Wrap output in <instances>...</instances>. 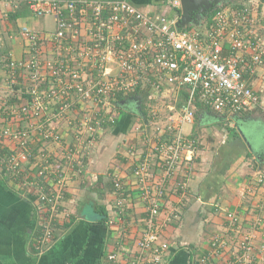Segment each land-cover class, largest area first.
I'll list each match as a JSON object with an SVG mask.
<instances>
[{
	"label": "crops",
	"instance_id": "crops-1",
	"mask_svg": "<svg viewBox=\"0 0 264 264\" xmlns=\"http://www.w3.org/2000/svg\"><path fill=\"white\" fill-rule=\"evenodd\" d=\"M131 1L146 12H164L173 19L181 16L172 7L173 0ZM26 25L46 38L57 27L53 16H34L27 0H0V105L4 102L7 109L29 99L27 78L20 80L13 97L7 96L6 82L11 63L30 58L29 41L22 35ZM50 42L45 41L44 54ZM179 95L169 88L159 100H179ZM136 101L123 100L121 110L116 108V122L99 128L95 139L87 132L77 133L74 122L83 113L80 106L68 111L59 122H52L60 144L36 131L33 149L38 151L23 162L19 174L0 163V264H112L108 254L120 252L121 247L122 261L139 251L148 210L140 199L135 169L149 156L152 172L161 176L162 158L155 130L151 122L143 123ZM195 104L194 120L184 128L190 152L182 153L159 216L160 221H168L159 241L169 242L170 247L158 264H240V242L245 235L253 244L250 264H264V180L259 181L264 176V111L254 107L240 114L220 113L199 101ZM81 108L84 110V103ZM5 120L0 117V129ZM239 123H255L259 128L253 145L260 157L238 131ZM63 145L70 149L66 153L74 155L75 169L71 159L58 156ZM4 146L8 152H22L8 139L0 145L2 151ZM49 156L51 175L41 176L37 167L46 164ZM61 161L67 175L62 204L68 216L64 223H55L53 239L41 248L36 195L41 184L53 186L50 182L57 176L52 172ZM114 175L128 188L127 212L117 209L120 192L113 184ZM228 211L240 214L238 232L228 228ZM217 235L227 240L224 247L212 245Z\"/></svg>",
	"mask_w": 264,
	"mask_h": 264
},
{
	"label": "built area",
	"instance_id": "built-area-1",
	"mask_svg": "<svg viewBox=\"0 0 264 264\" xmlns=\"http://www.w3.org/2000/svg\"><path fill=\"white\" fill-rule=\"evenodd\" d=\"M27 3L34 16H53L57 27L48 38L30 26L22 28V35L29 41L30 58L11 63L6 78L10 90L7 96H14L25 77L30 84L29 99L9 109L4 102L0 105V117L6 118L0 129V145L8 139L22 149L19 154L15 150L10 152L8 170L19 174L23 162L34 157V132L60 144L52 122H59L68 111L79 106L83 113L74 122L77 133L87 132L95 139L103 122H114L120 93L141 87L148 89L151 98H158L169 88L176 96L188 89L189 97L181 106L170 107L173 112L167 117V126L161 127L156 122L161 176L152 172L149 156L135 169L140 199L148 210L145 230L138 241L139 251L127 261L121 259L123 247L120 252L108 254L112 264L160 263L170 243L159 241L168 224L160 221L159 216L167 184L180 164L182 153L186 149L190 152L184 128L194 120L195 103L201 101L220 113L240 114L254 107L264 111V11L258 5L254 7L250 0L220 8L213 23L207 21L202 27L183 29L176 26L178 19L164 12L143 11L130 0H27ZM171 5L181 8L180 0H173ZM47 39L52 45L44 54ZM153 112L158 115V111ZM68 150L64 146L58 156L74 163V155L66 153ZM47 159L46 164L39 165L41 176L51 175L50 156ZM63 167L61 161L52 172L57 176L56 181L50 182L53 188L45 183L38 187L41 248L53 239L55 223H64L68 216L62 204L67 176ZM263 180L260 175L259 181ZM114 182L120 192L117 209L122 212L128 208L125 206L128 188L120 176ZM227 221L229 229L240 230L238 211H228ZM226 241L217 235L212 245L224 247ZM240 249L239 263L250 264L253 249L250 236L242 238Z\"/></svg>",
	"mask_w": 264,
	"mask_h": 264
},
{
	"label": "trees",
	"instance_id": "trees-1",
	"mask_svg": "<svg viewBox=\"0 0 264 264\" xmlns=\"http://www.w3.org/2000/svg\"><path fill=\"white\" fill-rule=\"evenodd\" d=\"M131 1V0H130ZM133 4H135L133 1H131ZM173 2V1H172ZM247 3V2H246ZM242 4H244V3H242ZM252 4H254L253 6L254 7H256V5H258L259 6V9L261 10V11H264V0H253V3ZM138 8H140L137 4H135ZM237 5H240V4H233V6H237ZM179 14H181L182 13V10H181V8H179V7H176V6H172ZM220 8H222V7H219L216 11H215V13L220 9ZM141 9V8H140ZM41 17H45V16H41ZM214 18H213V16L212 17H210V19H209V21H208V24L209 23H213L214 22V20H213ZM8 62V61H7ZM189 97V91H188V89L187 88H184L181 92H180V95H179V102H178V104H177V107L179 108L181 105V103L182 102H184L187 98ZM159 98H161V97H158V98H151V96H150V93H149V91H148V89H145V88H141V87H138L136 90H134V91H131V92H129V93H120L119 94V96H118V98H117V102H116V107H117V111L119 110V108L121 107L120 106V104H121V102L123 101V100H125V99H131V100H137L138 99V101H136L138 104V106H136V108L137 109H139L140 110V112H141V115H142V117L144 118V120L145 121H143V123L144 124H149L150 122H151V124H152V127L151 128H153L154 130H155V126H156V122H158L157 124L158 125H160V123H161V121H163L164 119H162V118H159L160 117V115H155L154 114V112H152V108L158 103V100H159ZM198 102V101H197ZM199 102H201V101H199ZM202 103V102H201ZM120 110H121V108H120ZM173 111H169L168 113H166V117H168L171 113H172ZM117 113V112H116ZM116 113L114 114V122H108V121H105V122H103V127L105 126V124L107 125V124H109V123H111V124H113V123H115L116 122V120H117V116H116ZM167 124H168V121L166 122V124H165V126H167ZM161 126V125H160ZM165 126H161V127H165ZM170 134H171V132H169ZM33 144V143H32ZM31 144V145H32ZM34 150H36V149H33V152H34ZM36 151H38V149L36 150ZM11 153L10 152H8V150H7V147H5L4 146V150L2 151H0V163H2L3 165H7V160H8V157H9V155H10ZM141 162V161H140ZM139 162V163H140ZM138 163V164H139ZM78 165V163H74V169L76 168V166ZM40 168H41V166H38L37 167V169H38V171L40 170ZM78 172H80V171H78ZM69 176V175H68ZM117 176H119V175H114V177H113V184H114V186H115V182H114V179L117 177ZM123 180V179H122ZM44 184V183H43ZM115 189H116V192H117V188H116V186H115ZM124 190V189H123ZM125 192H127V191H125ZM65 194H67L66 193V191H65ZM36 197H37V208H38V206H40V200H39V196L38 195H36ZM64 197H65V195H64ZM64 199V198H63ZM63 201V200H62ZM102 211H103V214H104V217H106V215H107V211H105V208H103L102 207ZM41 234V229H39V235Z\"/></svg>",
	"mask_w": 264,
	"mask_h": 264
},
{
	"label": "water",
	"instance_id": "water-1",
	"mask_svg": "<svg viewBox=\"0 0 264 264\" xmlns=\"http://www.w3.org/2000/svg\"><path fill=\"white\" fill-rule=\"evenodd\" d=\"M225 1L226 0H180L182 13L176 21V26L183 29L189 27H202L204 24L203 17H205V13H207L214 4L223 3ZM199 10L201 12L195 17V13ZM237 129L249 145L252 152L257 157H260L261 155L259 154L257 147L254 148L253 145V141H255L254 136L259 134V128L256 127V125L254 127V123L250 125L239 123Z\"/></svg>",
	"mask_w": 264,
	"mask_h": 264
},
{
	"label": "rangeland",
	"instance_id": "rangeland-1",
	"mask_svg": "<svg viewBox=\"0 0 264 264\" xmlns=\"http://www.w3.org/2000/svg\"><path fill=\"white\" fill-rule=\"evenodd\" d=\"M229 6V5H228ZM223 7H226V6H223ZM264 18V17H263ZM264 21V20H263ZM51 29L52 30H54L55 29V27H54V24H52V27H51ZM262 77H264V75L262 76ZM163 99H164V101H163ZM162 100H159V103H157L153 108H152V112L153 111H158V115H160V117L159 118H162V119H164L163 121H164V124L161 122L160 123V125L161 126H165V124H166V122L168 121V119H167V117H166V113H168L169 112V107L170 106H173V104H175L176 106H177V104H178V102H179V100H178V102H177V100H175V99H173V98H171L170 99V97H166V98H163ZM158 123V122H157ZM159 124V123H158ZM255 123H254V127H255ZM256 127H257V125H256ZM257 134V133H256Z\"/></svg>",
	"mask_w": 264,
	"mask_h": 264
},
{
	"label": "flooded vegetation",
	"instance_id": "flooded-vegetation-1",
	"mask_svg": "<svg viewBox=\"0 0 264 264\" xmlns=\"http://www.w3.org/2000/svg\"><path fill=\"white\" fill-rule=\"evenodd\" d=\"M248 1H250V0H226L223 3L214 4L213 7L211 9H209L207 13H205V17H203V21H204L203 23H206L207 21H209L210 17H212V16L214 17L215 11L219 7H223V6L227 7L228 5L231 6L233 4H242V3H246ZM200 12H201L200 10L197 11L194 16L196 17V15H198Z\"/></svg>",
	"mask_w": 264,
	"mask_h": 264
}]
</instances>
